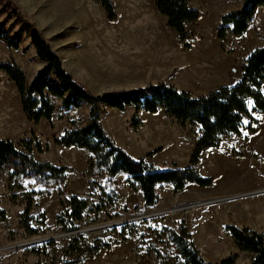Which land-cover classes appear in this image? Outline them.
I'll list each match as a JSON object with an SVG mask.
<instances>
[{
    "label": "rangeland",
    "instance_id": "374dc122",
    "mask_svg": "<svg viewBox=\"0 0 264 264\" xmlns=\"http://www.w3.org/2000/svg\"><path fill=\"white\" fill-rule=\"evenodd\" d=\"M1 1L20 8L22 19L12 17L4 26L9 35L34 24L59 53L65 68L95 94L166 82L200 96L239 81L245 60L264 44V6L243 35L218 36L221 16L240 8L243 0H190L200 16L187 24L190 38L185 41L168 26L157 0H114L119 15L113 22L99 0H0V7ZM20 38L17 50L0 41V61L13 55L30 82L44 63L26 30ZM60 103L57 100L56 112L63 114L62 119L55 116L52 122H30L15 84L0 74V137L16 143L30 138L40 141L43 151L34 148L37 160L69 167L62 195H78L96 205L107 203L108 194H113L117 215L94 216L87 208L83 220L77 222L78 229L87 230L71 233L60 222L68 207L54 181L41 188L33 179L0 175V206L7 210L6 220L0 221V264H142L148 260L175 264L178 248L165 228L179 229L182 220L206 260L218 262L238 252L236 264L251 261V254L239 251L225 227L264 229L263 113L253 112L255 121L246 119L253 130L225 136L219 147L203 151L197 169L213 178L212 185L189 183L181 191L170 184L158 185L157 204L145 206L142 193L128 175L118 174L109 182L104 170L90 168L87 151L53 142L70 117H88L87 104L65 112ZM101 114L109 134L134 157H145L161 167L190 164L199 136L197 127L181 126L164 110L136 115L133 106L118 110L103 105ZM135 118L140 121L136 126ZM150 151L154 152L148 156ZM32 189L39 191L33 199L28 198ZM126 194L129 202L124 204ZM31 229L36 233L31 234ZM77 235L81 246L101 242L110 247L88 256L69 251V239ZM155 247L164 257L160 263Z\"/></svg>",
    "mask_w": 264,
    "mask_h": 264
},
{
    "label": "trees",
    "instance_id": "16d2710c",
    "mask_svg": "<svg viewBox=\"0 0 264 264\" xmlns=\"http://www.w3.org/2000/svg\"><path fill=\"white\" fill-rule=\"evenodd\" d=\"M99 1L109 21H116L119 13L114 0ZM156 6L158 11L167 17L168 26L177 33L181 41L190 38L186 26L200 16L199 10L191 7L190 0H157ZM263 6L264 0H243L240 8L224 13L218 28L219 38L243 35L258 9ZM3 15L5 17L0 20V41L6 47L17 50L21 44L20 35L26 30L31 36L30 43L38 59L44 63L34 79L29 82L26 70L13 55L0 61V74L6 75L8 80L15 84L27 120L38 124L44 119L52 122L55 116L62 119L63 114L56 112L57 100H60V108L65 112L75 111L83 103L87 104L88 117H70L62 132L54 135L53 142L66 148L75 147L87 151L90 154V168L104 170L109 182L118 174L128 175L131 183L142 193L145 206L157 204L158 185L170 184L175 191L185 189L189 183L201 187L212 185L213 178L203 175L197 169L203 151L219 147L225 136L240 135L243 129L253 130L252 126L246 125V119L255 121L253 112L264 114V44L256 47L245 60L239 81L220 86L200 96H194L191 92L166 82L95 94L65 68L59 53L34 24L28 23L26 27H20L15 35H9L4 28L8 20L12 17L22 19L16 3L2 2L0 16ZM103 105L118 110L133 106L136 115L164 110L181 126L191 124L192 127H197L199 136L190 164L180 167L174 163L161 167L145 157H134L120 146L105 128L101 114ZM132 123L136 126L140 121L135 118ZM35 147L39 152L43 151L42 143L33 138L16 143L0 137V175L33 179L41 188L54 181L59 186V193L68 207L64 219L60 222L67 224L70 230H77V222L83 220L84 212L90 205L89 200L78 195L70 197L62 195L61 185L69 167L56 165L49 160H37L34 154ZM153 152L150 151L148 156ZM38 193L37 189H32L28 193V198L33 199L34 194ZM108 196L110 203H113L114 195L109 193ZM100 206L96 205V208ZM6 218L7 210L0 206V221H5ZM225 228L239 251L251 254V261L248 264H264V229L254 230L235 224H227ZM165 230L178 248L179 255L175 258V264H236L239 257L238 252H235L218 262L206 260L192 241L191 232L184 220L180 222L179 229L166 227ZM31 231V234L36 233L35 230ZM159 237L162 238L161 232ZM69 241V251L78 252L83 256L110 247L109 244L101 242L81 246L78 235L71 236ZM163 258L162 252L158 249L156 262H162ZM142 264L154 263L148 260Z\"/></svg>",
    "mask_w": 264,
    "mask_h": 264
},
{
    "label": "built area",
    "instance_id": "2783aa9c",
    "mask_svg": "<svg viewBox=\"0 0 264 264\" xmlns=\"http://www.w3.org/2000/svg\"><path fill=\"white\" fill-rule=\"evenodd\" d=\"M91 187L95 188V185H92ZM122 200L124 204H127L129 202V196L127 194L124 195L122 197ZM103 203L104 201H101V203L96 204V205H101L100 208H96V205H91V204L88 206V208L94 216H106V217L114 218L117 215L116 207L113 204L114 202L110 203V201H108L107 203L104 204Z\"/></svg>",
    "mask_w": 264,
    "mask_h": 264
},
{
    "label": "water",
    "instance_id": "95a60500",
    "mask_svg": "<svg viewBox=\"0 0 264 264\" xmlns=\"http://www.w3.org/2000/svg\"><path fill=\"white\" fill-rule=\"evenodd\" d=\"M202 203V202H201ZM201 203H198V204H201ZM203 203H206V202H203ZM177 209H179V208H177ZM175 210V208L174 209H171L170 211H174ZM161 213L162 212H166V211H160ZM156 214H158V212L156 213ZM150 215H152V214H150ZM87 229L86 228H83V229H77V230H74V231H72L71 233H81V232H83V231H86ZM70 234V233H69ZM49 238H51V237H49ZM46 239H47V237H46ZM42 240V239H41Z\"/></svg>",
    "mask_w": 264,
    "mask_h": 264
},
{
    "label": "crops",
    "instance_id": "0c3cea01",
    "mask_svg": "<svg viewBox=\"0 0 264 264\" xmlns=\"http://www.w3.org/2000/svg\"><path fill=\"white\" fill-rule=\"evenodd\" d=\"M82 1H85L86 2V0H82Z\"/></svg>",
    "mask_w": 264,
    "mask_h": 264
},
{
    "label": "snow or ice",
    "instance_id": "6c2138e0",
    "mask_svg": "<svg viewBox=\"0 0 264 264\" xmlns=\"http://www.w3.org/2000/svg\"><path fill=\"white\" fill-rule=\"evenodd\" d=\"M245 123H247V121H245Z\"/></svg>",
    "mask_w": 264,
    "mask_h": 264
}]
</instances>
